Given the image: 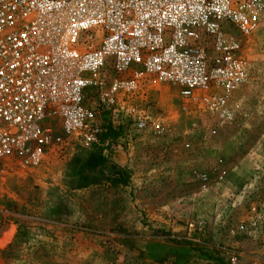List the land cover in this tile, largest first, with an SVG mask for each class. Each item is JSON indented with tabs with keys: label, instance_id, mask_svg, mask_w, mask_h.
Wrapping results in <instances>:
<instances>
[{
	"label": "rangeland",
	"instance_id": "rangeland-1",
	"mask_svg": "<svg viewBox=\"0 0 264 264\" xmlns=\"http://www.w3.org/2000/svg\"><path fill=\"white\" fill-rule=\"evenodd\" d=\"M241 54L253 70L230 98L231 122L183 104L169 85L128 101L163 122L161 136L137 132L133 115L113 111L124 131L111 161L129 171L125 187L102 181L74 189L73 167L84 155L74 140L31 171L3 161L0 264H174L171 240L205 248L180 264H216L210 255L264 264V22L244 39ZM86 98L104 109L93 90ZM196 172L206 175V190ZM198 221L205 223L204 241L187 230ZM239 223L247 232L233 234ZM19 226L23 238L16 236Z\"/></svg>",
	"mask_w": 264,
	"mask_h": 264
},
{
	"label": "built area",
	"instance_id": "built-area-1",
	"mask_svg": "<svg viewBox=\"0 0 264 264\" xmlns=\"http://www.w3.org/2000/svg\"><path fill=\"white\" fill-rule=\"evenodd\" d=\"M263 22L264 0H0V164L31 171L67 141L95 143L100 110L86 104L88 90L154 136L163 122L128 101L164 85L183 104L233 121L230 98L253 70L244 39ZM195 177L206 190V175ZM204 224L187 230L203 234Z\"/></svg>",
	"mask_w": 264,
	"mask_h": 264
},
{
	"label": "trees",
	"instance_id": "trees-1",
	"mask_svg": "<svg viewBox=\"0 0 264 264\" xmlns=\"http://www.w3.org/2000/svg\"><path fill=\"white\" fill-rule=\"evenodd\" d=\"M100 115L101 132L97 141L84 147L83 157L73 167L72 174L75 177L74 189L84 188L90 184L102 181L103 184L110 188L125 187L129 183V171L111 161V155L115 151L118 140L123 135L124 125L111 109L104 108L101 110ZM18 229L16 236L23 238L21 226ZM199 235L200 237L202 235L201 239L203 240V234L194 233L191 237L195 238L196 236L199 237ZM171 242L174 246L173 250L178 252V255H174V259L172 260L174 264H180V261L183 259L187 262L192 250L201 252V250L205 249L201 243H193L186 240H171ZM166 257L167 255H164V258ZM210 257L216 261V264H228L223 256L215 259L211 255Z\"/></svg>",
	"mask_w": 264,
	"mask_h": 264
}]
</instances>
